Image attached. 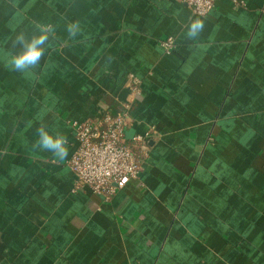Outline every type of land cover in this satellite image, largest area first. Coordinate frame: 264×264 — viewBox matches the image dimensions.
<instances>
[{
  "label": "crops",
  "instance_id": "1",
  "mask_svg": "<svg viewBox=\"0 0 264 264\" xmlns=\"http://www.w3.org/2000/svg\"><path fill=\"white\" fill-rule=\"evenodd\" d=\"M242 1L198 15L178 0H0V264H264V0ZM36 24L55 36L16 72L12 40ZM126 100L128 136L153 131L138 177L109 198L72 191L37 128L66 135L70 156V122Z\"/></svg>",
  "mask_w": 264,
  "mask_h": 264
},
{
  "label": "built area",
  "instance_id": "2",
  "mask_svg": "<svg viewBox=\"0 0 264 264\" xmlns=\"http://www.w3.org/2000/svg\"><path fill=\"white\" fill-rule=\"evenodd\" d=\"M193 13L205 15L216 0H178ZM234 7L246 8L242 0H231ZM162 52L170 53L175 46L173 36L160 41ZM138 80L134 79L131 89L139 93ZM129 100L124 110L116 115L106 113L100 119L73 120L70 126L75 140L74 148L67 160L73 173L72 191L86 186L106 198L111 197L122 185L137 178L143 161L149 155L148 143L153 138L152 127L143 133L128 136L127 128L132 125Z\"/></svg>",
  "mask_w": 264,
  "mask_h": 264
},
{
  "label": "clouds",
  "instance_id": "3",
  "mask_svg": "<svg viewBox=\"0 0 264 264\" xmlns=\"http://www.w3.org/2000/svg\"><path fill=\"white\" fill-rule=\"evenodd\" d=\"M204 20L195 18L187 25L186 35L189 39H195L200 36L204 29ZM36 31L28 34L25 31H19L15 34L11 46L19 48L20 51L13 54L10 60L12 70L24 73L28 70H36L44 58L47 42L50 36H55L53 25L36 24ZM69 39L75 38L80 32L79 22H70L66 26ZM38 139L33 143V148L40 151L52 153L53 162H61L68 159L69 147L68 137L63 134L56 136L50 135L45 125L41 124L37 130Z\"/></svg>",
  "mask_w": 264,
  "mask_h": 264
}]
</instances>
